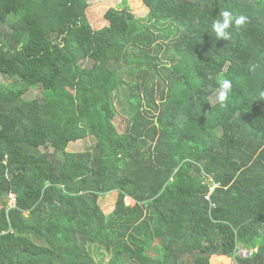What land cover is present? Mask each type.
Wrapping results in <instances>:
<instances>
[{
  "label": "trees",
  "instance_id": "1",
  "mask_svg": "<svg viewBox=\"0 0 264 264\" xmlns=\"http://www.w3.org/2000/svg\"><path fill=\"white\" fill-rule=\"evenodd\" d=\"M142 2L147 17L124 0L95 30L87 0H0V264H96L91 247L110 264H264V0ZM223 10L247 17L227 41ZM88 137L93 153L68 152Z\"/></svg>",
  "mask_w": 264,
  "mask_h": 264
},
{
  "label": "rangeland",
  "instance_id": "2",
  "mask_svg": "<svg viewBox=\"0 0 264 264\" xmlns=\"http://www.w3.org/2000/svg\"><path fill=\"white\" fill-rule=\"evenodd\" d=\"M89 3V9L87 11V16L92 24V27L95 30L103 29L110 25V23L106 20V13L113 8H117L122 4L124 0H87ZM128 8L130 9V13L137 19H143L148 16L150 13V9L142 2V0H127ZM126 10V7L123 8ZM16 17H10V23H16ZM40 89H33L32 93L28 95V99H35L41 96ZM129 92L125 89L119 90L115 94V108L117 111V118L115 120L116 125L119 128L120 133H124L126 131L127 122L132 113V108L129 105ZM217 100L213 99V103ZM135 111V110H134ZM133 111V113H134ZM96 140L94 137H88L82 141L77 143H72L68 147V152L70 153H93L96 147ZM52 151V150H51ZM50 152L47 148L39 149V153H47ZM59 160L62 159L61 154L56 155ZM15 196V195H14ZM118 193H111L106 196H102L99 200L100 206L106 215L111 214L115 209V203L117 201ZM129 199V198H128ZM126 198L127 205H135V201L128 200ZM4 205V204H3ZM0 203V208L3 207ZM8 206L11 207V202L8 201ZM91 251L94 254L96 264H110L112 259V254L106 249L96 250L91 247ZM212 264H235L234 260L227 258H218L217 256L213 257L211 260Z\"/></svg>",
  "mask_w": 264,
  "mask_h": 264
},
{
  "label": "clouds",
  "instance_id": "3",
  "mask_svg": "<svg viewBox=\"0 0 264 264\" xmlns=\"http://www.w3.org/2000/svg\"><path fill=\"white\" fill-rule=\"evenodd\" d=\"M246 23V16L236 15L231 11L223 10L220 11L219 16L214 19L211 28L219 40L227 41L231 38L234 31L242 29ZM232 87V82L229 79H224L215 89L214 95L221 104L225 103L228 99L232 91Z\"/></svg>",
  "mask_w": 264,
  "mask_h": 264
},
{
  "label": "built area",
  "instance_id": "4",
  "mask_svg": "<svg viewBox=\"0 0 264 264\" xmlns=\"http://www.w3.org/2000/svg\"><path fill=\"white\" fill-rule=\"evenodd\" d=\"M9 198H10V202H11V207H15L16 205V198L13 194H10L9 195ZM239 255L243 258H247L251 255H253V251H247V250H244V249H241L239 251Z\"/></svg>",
  "mask_w": 264,
  "mask_h": 264
}]
</instances>
